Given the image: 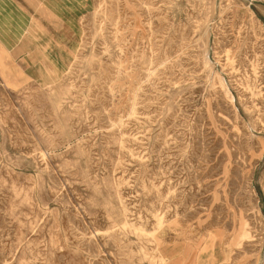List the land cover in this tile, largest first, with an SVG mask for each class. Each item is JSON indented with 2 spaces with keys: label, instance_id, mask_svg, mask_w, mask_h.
<instances>
[{
  "label": "rangeland",
  "instance_id": "374dc122",
  "mask_svg": "<svg viewBox=\"0 0 264 264\" xmlns=\"http://www.w3.org/2000/svg\"><path fill=\"white\" fill-rule=\"evenodd\" d=\"M0 47V264H264V0H0Z\"/></svg>",
  "mask_w": 264,
  "mask_h": 264
},
{
  "label": "crops",
  "instance_id": "0c3cea01",
  "mask_svg": "<svg viewBox=\"0 0 264 264\" xmlns=\"http://www.w3.org/2000/svg\"><path fill=\"white\" fill-rule=\"evenodd\" d=\"M17 38L20 41V45H21L20 52H25L28 55V57H30L32 55L31 54L32 51H31V47L29 46L30 41L28 37L26 36L25 28L22 29V31L17 36ZM0 50L6 52L4 49H1V47H0ZM15 67H16L15 68L16 70L21 72L22 70L21 66L20 67L15 66ZM162 250H163L162 252L166 254L167 258H171L168 264H201V262L198 261L197 255H194L195 252H189L187 254L186 252L183 253L181 244L171 243V244L164 246ZM210 261H211V257H208L206 261H204L202 264H208Z\"/></svg>",
  "mask_w": 264,
  "mask_h": 264
},
{
  "label": "bare ground",
  "instance_id": "6f19581e",
  "mask_svg": "<svg viewBox=\"0 0 264 264\" xmlns=\"http://www.w3.org/2000/svg\"><path fill=\"white\" fill-rule=\"evenodd\" d=\"M160 255V254H159Z\"/></svg>",
  "mask_w": 264,
  "mask_h": 264
}]
</instances>
